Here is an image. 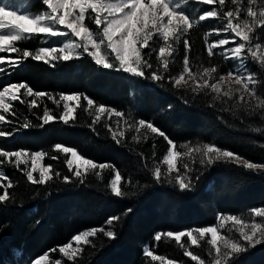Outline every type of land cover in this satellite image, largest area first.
I'll use <instances>...</instances> for the list:
<instances>
[{
  "label": "trees",
  "instance_id": "obj_1",
  "mask_svg": "<svg viewBox=\"0 0 264 264\" xmlns=\"http://www.w3.org/2000/svg\"><path fill=\"white\" fill-rule=\"evenodd\" d=\"M210 6L204 5V8ZM214 20L200 21L187 32L186 40L191 45L188 59L192 67L202 70L218 65L217 76L234 67L220 63L216 54L207 55L211 37L208 35L207 40L205 37L214 28ZM18 44L33 50L39 43L37 39H28ZM178 48L180 54L169 62L167 72H163L154 53L149 57L154 68L166 77L163 81L104 69L87 54L71 61H55V66L28 58L15 68L11 75L15 82H26L34 91L46 92L57 99L63 93H77L81 100L75 119L67 124L57 119L40 126L39 117L45 107L57 117L63 109L62 101L57 106L47 97L37 99L40 107H29L28 102L33 98L24 96L25 103H13L16 115L7 114L9 119L20 123L21 131L13 138L3 139L0 146L9 150H41L47 154L43 162L53 165L54 178L47 184L33 185L25 177V165L21 164L19 169L14 164L1 165L15 186L9 189L11 200L0 204V264H28L45 252L57 257V251L49 250L66 244L85 229L100 226L111 227L115 238L98 234L90 238L92 244L82 245L84 251L75 261L63 257V264H160L145 256L146 245L180 259L183 264H198L184 255L173 238L166 241L162 236L157 242L154 236L207 226L214 224L219 214L245 213L264 206V173H254L224 161L201 164V155L193 152L191 157L178 160L179 165H189L191 170L186 178H192L191 189L181 190L175 182L176 173L169 176L166 166L160 163L168 150L164 138L146 129L137 132L128 127L138 126L139 120L151 121L176 143L181 152L179 146L184 144L193 148L213 144L251 162L264 163V121L245 116L243 108L237 107L236 96L231 100L216 99L210 89L197 94L190 89L176 88L168 79L177 76L182 69L183 43ZM249 68L257 78L255 87L259 94L264 86L261 83L264 66L250 62ZM85 95L97 104L125 114L126 129H119L125 133L122 143L117 144L112 139L108 126L111 125L112 131L114 127L108 119L102 116L96 119L95 107L85 110ZM26 122L33 126L23 128ZM257 128H260L259 132ZM133 136L140 137L139 141L133 140ZM55 145L73 147L98 164L115 167L97 169L99 175L89 170L78 179L66 166L69 156L54 151ZM53 155L59 159L51 160ZM156 167L161 168L160 181L154 178ZM115 170H120L122 177L129 181L121 182L122 190L127 193L123 197L114 196L109 187ZM56 172L60 173L59 177L55 176ZM181 174H184L183 168ZM64 176H68L70 182H65ZM2 192L0 189V194ZM110 216L121 219L107 226L105 221ZM197 249L202 253L208 247L203 242ZM202 259L208 264L211 257L203 254ZM231 264H264V243L246 246L244 252L232 257Z\"/></svg>",
  "mask_w": 264,
  "mask_h": 264
},
{
  "label": "snow or ice",
  "instance_id": "obj_2",
  "mask_svg": "<svg viewBox=\"0 0 264 264\" xmlns=\"http://www.w3.org/2000/svg\"><path fill=\"white\" fill-rule=\"evenodd\" d=\"M42 6H46L43 10L31 13L28 8L31 4L23 9H18L15 5L5 3V0H0V53H20L21 49L14 45L23 40L32 37L51 36V37H71L69 42L64 43L61 47L42 46L35 50L25 49L20 56L12 58L10 56H0V65H4L5 61H10L9 67H18L22 60L32 58L36 61H43L47 64L55 66V61H71L74 58H80L83 54H87L93 59L94 63L104 69H114L130 74L134 77H147L153 81H163L166 77L162 72L154 68L149 57L156 53L161 61L160 67L163 72L169 70L168 57L173 56L175 49L173 44L180 41L181 38L199 21H205L209 18H223L227 21L222 28L213 29L206 34L220 35L221 32L227 31L232 34L229 38H221L214 40L212 43H207V55L213 56L214 49L223 48L224 55L229 59L240 61L238 70L228 72L226 75L219 76L216 82L209 84V79L212 73L217 69L215 67L204 68L202 72H193L189 66L188 53L191 51V45L187 40L184 44L183 72L178 76H169L176 88L190 89L192 92L199 94L205 89H210L215 93L216 99L227 98L228 100L237 97V107L243 108L245 116L258 117L260 121H264V86L259 90L255 87L257 78L251 72H247L246 66L243 63L246 52L250 54L253 62H258L264 66V52H261L259 42L255 44V50L249 46L246 50V44L250 42L249 33L253 28L259 26L264 29V0L259 4V10H253V6L257 5V0H247L243 11L246 19L241 21L238 19L241 15V9L237 7L235 11H223L226 0H39ZM231 4L238 5L241 0H229ZM189 3H202L204 5H219L221 11L215 7L211 10L202 12L195 19H190L191 13L187 11ZM247 18H251L252 23L248 22ZM88 21V24L85 21ZM236 20V23H233ZM236 38H239V43H236ZM157 42H162L163 46L156 47ZM230 44H235L234 47H225ZM102 46L104 52L102 54ZM79 50V51H78ZM259 53V54H258ZM6 68L0 67V73H5ZM247 72V74H245ZM187 76V79L185 78ZM189 81H193L192 85ZM228 83L226 90L222 91L225 83ZM239 85V88H233L232 84ZM264 85V81L261 82ZM250 85L252 87H250ZM24 90L21 94V90ZM245 94L248 100H245ZM24 96L33 97L28 102L29 107H40L37 99L47 97L57 106L63 101V111L59 117L51 114V110L47 107L43 109L39 119L42 121L40 126L54 122L57 119L65 124L75 119L76 108L80 107V94H61L59 99L50 96L46 92L34 91L26 82L12 83L3 88H0V112L15 116L13 111V103L19 101L25 103ZM86 101V111L95 107L97 114L108 113L109 119L112 115L123 117L125 114L115 109L108 108L105 105L97 104L92 98L84 96ZM72 102V103H70ZM187 103V100H185ZM227 110V109H226ZM0 114V125L11 123L6 120V116ZM89 114L92 113L89 111ZM99 120V115L96 117ZM127 124V121H125ZM119 125V120H117ZM29 122L22 125L23 128L31 127ZM129 128L146 129L151 134H157L163 137L167 142V154L163 157L160 163L166 165L167 174L171 176L176 173L175 182L181 190H190L192 187V178H186V174L191 169L187 163L178 164V160L184 156L191 157L193 152L199 153L202 157L201 164L211 165L218 161L234 163L236 166L251 170L254 173H264V163L251 162L239 154L223 149L213 144H205L203 147H190L188 144L179 146L186 149L181 152L178 150L176 143L171 140L162 130L154 125L151 121L139 120L137 125H128ZM112 133V139L117 144L122 143L125 136L124 131H112L111 125L108 126ZM19 131V129H14ZM257 132L260 128L256 129ZM13 132L0 131V137H11ZM147 139V136L144 137ZM133 140L139 141L140 137L133 136ZM54 151L68 155L69 158L65 161L69 171L78 179L82 175L87 174L89 170L100 173L97 169L103 170L109 167H115L107 163H96L92 159L80 155L77 150L55 145ZM70 154V155H69ZM47 154L40 151L32 154L31 166L24 170L25 177L28 182L33 185H43L52 181L53 165H41L38 162L43 160ZM28 152L26 150L7 151L0 150V165L9 163L14 164L15 168L19 169L20 165H28L26 159ZM13 158H15L13 160ZM51 160H58V156H51ZM75 163V170L73 166ZM84 171H81V168ZM181 168L184 174H181ZM39 173L38 177L34 173ZM55 176L59 177L60 173L56 172ZM156 181L161 180V168L156 167L154 172ZM65 182H70L68 176H64ZM198 179V177H197ZM129 183L122 177L120 170L114 171V178L110 180L109 187L112 194L116 197H123L127 193L121 188V182ZM83 182V181H81ZM172 181L169 180V183ZM14 183L7 174L0 170V189L3 190L0 194V204L7 203L11 200L9 189L14 188ZM131 212V209L127 210ZM250 220L238 218L233 214H220L219 229L222 230L227 222L232 223V229L238 233V238H230L222 235L218 230V226H208L197 229H188L179 232L158 233L154 236V240L161 241L162 236L173 238L181 247H185L182 238H187V247L184 254L191 258L192 261L198 264H205V260L201 258L203 254L211 257L208 264H231L232 257L235 254L242 253L246 250V246L255 247L264 243V206H257L249 210ZM257 218H259L257 220ZM121 219L120 216H110L105 221L107 226H111L114 222ZM239 225V228L235 226ZM195 233V234H194ZM98 234L114 239L115 231L105 226L84 230L75 234L72 239L57 249H50L54 253L59 251L68 261H75L77 256L84 249L82 245L92 244L90 238H95ZM208 237L206 243L210 247L202 253H194L188 250L192 247H200L201 241ZM223 241L221 244L220 242ZM73 244L76 245L73 248ZM145 256L151 261H163L164 257L154 254L152 250L145 249ZM50 259L49 254L45 253L34 259L32 264H45ZM54 264H61L60 259H56ZM168 264H172L171 261Z\"/></svg>",
  "mask_w": 264,
  "mask_h": 264
},
{
  "label": "rangeland",
  "instance_id": "obj_3",
  "mask_svg": "<svg viewBox=\"0 0 264 264\" xmlns=\"http://www.w3.org/2000/svg\"><path fill=\"white\" fill-rule=\"evenodd\" d=\"M260 2H261V0H257V5L253 6V10H255V11H258L259 10V4H260ZM5 3H9L10 6L11 5H15L18 9H23L25 6L31 4V7L28 8V11L31 12V13H36V12H39V11L43 10L44 8H46V6H41L39 0H5ZM35 3H36V6H35ZM246 4H247V0H241V2L238 5L231 4L229 2V0H226V4H225V7L223 8V11H228V10L235 11L237 9V7H239L241 9V15H240V17L238 19H240L241 21H243L244 19H246V17L244 16V11H243V9H244V7H245ZM213 7H215L218 11H221L220 6L218 4L217 5H211L208 8H204V4H202V3H196V4L189 3L187 5V11L189 13H191L190 19H195L196 17H198V15L200 13L205 12V11H208V10H211ZM247 19H248V22L251 24L252 23L251 18H247ZM85 23L88 24L87 19H86ZM226 23H227V21L225 19H223L222 17L221 18H218V19H215L214 20V28H211L210 32L213 29L222 28L223 25L226 24ZM233 23L235 24L236 23V20H233ZM186 34L181 38L180 41H178V42H176V43L173 44V48L175 49V51L173 52V56L168 57L169 62L170 61H174V59L180 54V50H179L178 46H180L183 43V41L186 40ZM249 36H250V42L246 44V50H247V48L249 46H251L253 48V50H255V44L257 42H259L260 45H261V52H264V29L260 28L259 26H256V27L253 28V31L251 33H249ZM209 37H211V38L208 39V43H212L214 40H218V39H221V38H229L231 40L232 34L230 32L223 31V32L220 33V35L212 34V35H209ZM30 39H37V41L39 43L36 46V48L33 49V50H35L38 47H42V46L61 47V46H63L64 43L69 42V40L72 39V38L71 37L65 38V37L40 36V37H32ZM236 43H239V38H236ZM14 46L20 48L21 49V52L20 53H0V56H5V57L10 56L12 58H15L17 56H20L22 54V51L23 50H25V49L31 50L32 49V48H27V47H24V46H20L18 44V42ZM160 46H163L162 42H157L156 47L158 48ZM234 46H235V44H230V45L225 46V47H234ZM183 47H184V44H183ZM213 51L217 55L218 61L220 63L226 64L227 66H230V68L234 67L233 70H230L229 72H234V71L238 70L239 65H240V61L235 60V59H229V58H227L224 55L223 48H216ZM103 52H104V49H103V46H102V54H103ZM154 54H155V57H156L157 61L160 63L161 61L158 58L157 54L156 53H154ZM181 61H182L181 62V68H182L181 69V72H183V58L182 57H181ZM250 62H253V61L250 58V54H248L246 52L243 63L246 66L247 72H251L250 71V68H249V63ZM9 63H10V61L6 60L4 65H0V67H5L6 68V72L5 73H0V88H3L4 86H7V85L12 84V83H19V82H15V81H13L11 79V75L14 73L16 67H9L8 66ZM189 66L191 67V69L193 70V72H202L203 71V69L201 70V69H196V68L192 67V65L190 64V62H189ZM215 68L217 70L220 69L218 65H216ZM181 72L179 74H181ZM247 72H245V74H247ZM227 73L218 74L217 76H216V72L215 73H212L211 78L209 79V84L216 82V80H218L219 76L226 75ZM185 78L187 79V76ZM193 83H194L193 81H189V84L190 85H192ZM227 87H228V83L226 82L223 85V87H222V91L223 90H226ZM232 87L235 89V88H239L240 86L233 83L232 84ZM250 87H252V86L250 85ZM23 92H24V90L22 89L21 90V94H23ZM63 94H77V93H63ZM245 97L248 98L247 94H245ZM63 103L64 102L62 101V107H63ZM70 103H72V102H70ZM61 110L63 111V109H61ZM0 114H4V113L0 112ZM4 115L6 116V120L11 121V123L4 124V125H0V131L13 132V135L11 137H0V142H2L3 139H7L8 140L10 138H13L15 135L19 134L20 131H21L20 123L17 124L18 123L17 120L12 121L11 119H9V117L7 116V114H4ZM97 115L102 116V117H105L106 119H108L113 124V127H114L113 129L117 133L119 132V129H121V130L126 129L127 124H125V121L126 120L124 119V117H116L115 115H112L111 118L109 119V115H108L107 112L106 113H103V114H97ZM117 120H119V125H117ZM14 129H19V131H14ZM67 147H69V146H67ZM71 148H73V147H71ZM0 150H7V151L26 150L28 152V156L26 157V159H28V161H29L28 165L26 166L27 168H30V166H31L32 154L35 153V152H40L41 151V150L29 151V150L23 149V148L9 150V149H5L2 146H0ZM179 151H181V150H179ZM184 151H186V149H183L182 148V152H184ZM14 159L15 158H13V160ZM38 163L41 164V165H46L43 162V160L39 161ZM0 170H2L1 165H0ZM73 170H75V163H74V166H73ZM81 171L82 172L84 171V168L83 167L81 168ZM34 175H36L38 177L39 173L38 172L37 173H34ZM248 212H245V213H223V214H225V215L233 214V215H236L238 218H242V219H245V220H250L251 217H249L247 215ZM258 219L259 218H257V220ZM219 224H220V221L218 220V217H217V220H216V222L214 224H210V225L203 226V227L218 226V230H220L219 229ZM235 227L236 228H239L240 226L239 225H236ZM197 228H202V227H194V228H189V229H197ZM90 229H92V228H90ZM90 229H85V230H90ZM229 229H232V223L231 222H227L225 224L224 229L220 230L221 231V234L222 235H225V236H228L230 238H238V233H236L234 230L233 231H229ZM183 230H188V229H183ZM183 230H180V231H183ZM83 231H81V232H83ZM167 232H169V231H167ZM167 232H164V233H167ZM171 232H174L175 233V232H179V231H171ZM164 239H166V241H167L168 239H172V238L164 237ZM207 239H208V237H205L204 240L201 241V246H202V243L203 242L207 245V243H206ZM181 243H183L185 245V247H181V244L180 243H177L176 245L178 246V248H182L183 251L185 252V248L187 247V238L186 237L185 238H182V242ZM220 243L222 244L223 241H221ZM75 247H76V245L73 244V248H75ZM207 247L209 248L210 246L207 245ZM197 248L198 247H192V248H189L188 250H191L194 253L199 254V252H198L199 249H197ZM145 249L152 250L154 252V254L163 256L164 257V260L163 261H158L160 264H168L169 261H171L172 264H183L180 259L171 258V257H169L166 254H161V253L153 250L152 248H150L149 245H146L145 246ZM45 253L49 254V257H50V259L47 262H45V264H54V262H55L56 259H60L61 260V264H63V256H62L61 253H59V251H57V254H58L57 257H51L50 256L51 255L50 253H48V252H45ZM45 253H43V254H45ZM43 254H41V255H43ZM41 255H39L38 257H40ZM38 257H36V258H38ZM201 258H202V256H201ZM32 261L30 263H28V264H32Z\"/></svg>",
  "mask_w": 264,
  "mask_h": 264
}]
</instances>
